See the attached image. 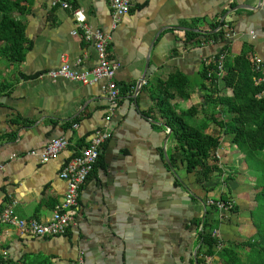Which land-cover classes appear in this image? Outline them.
<instances>
[{
	"label": "crops",
	"instance_id": "crops-1",
	"mask_svg": "<svg viewBox=\"0 0 264 264\" xmlns=\"http://www.w3.org/2000/svg\"><path fill=\"white\" fill-rule=\"evenodd\" d=\"M69 1L71 7L64 8L54 0H31L32 7L23 16L28 39L25 58L11 62L0 53L2 254L34 264H224L218 253H203L200 228L205 219L212 223L218 219L219 225L208 229L214 236L217 231L222 240L241 241L253 235L257 230L251 213L257 205L251 191L254 182H241L240 175L229 181L238 210L229 209L222 217L211 200L221 198L224 186L210 180L206 184L216 187L207 191L197 180L198 173L186 169L155 101L164 97L161 84L180 73L194 88L190 87L189 97L173 91L170 103L179 110L203 104L208 89L200 88V71L225 43H230L225 50L228 59L251 44L252 55L263 60L264 78V0H133L129 13L120 16L111 0ZM75 9L84 10L93 30L109 36L108 57L119 64L116 81L122 93L115 106L106 78L83 82L43 74L65 62L78 71L99 63L94 44L81 31L73 33ZM220 29L230 32V39L206 40L205 34ZM231 93L223 87L220 94ZM208 115L200 107L195 118ZM104 128L111 136L81 189L77 220L66 234L34 237L2 221L6 207H12L19 218L48 220L64 201L67 181L60 176L64 164ZM61 136L69 145L49 161L28 155ZM222 140L221 164L242 163L245 153L229 136ZM166 154L176 161L170 159V164ZM107 180L113 185L105 216L118 220L110 229L93 218L101 207L92 206L99 182Z\"/></svg>",
	"mask_w": 264,
	"mask_h": 264
},
{
	"label": "trees",
	"instance_id": "trees-1",
	"mask_svg": "<svg viewBox=\"0 0 264 264\" xmlns=\"http://www.w3.org/2000/svg\"><path fill=\"white\" fill-rule=\"evenodd\" d=\"M31 7V0H0V53L11 62H21L25 58L28 39L23 16ZM204 36L206 40L213 37L215 41L224 42L227 32L220 29ZM229 48L230 43H225L221 51ZM252 54V45L246 43L239 54L230 59L226 57L221 77L218 74L217 63L220 52L215 55L214 60L203 65L200 71L202 79L200 88L205 87L209 91L200 106L192 105L190 108L179 110L177 105L170 103L169 100L174 98L173 91L179 96L181 94L183 97H189L190 87L194 88L193 82L191 84L189 78L183 74H171L159 87L164 97L156 98L155 106L161 111L167 126L172 130L176 142L175 151L180 154L189 172L198 173L197 180L207 191L214 190V185H207L206 182L215 178V175L225 173L226 170L220 165L216 155L222 144L223 135L229 136L230 142L245 153L249 166L251 158L259 157L264 150V96L260 95L264 90V82L259 84L256 82L257 77L263 76V71L256 69ZM2 86L0 83V93L4 91ZM223 87L230 88L232 93L220 94ZM200 107L209 115L206 119L196 120ZM224 113H228L229 116H224ZM211 125H214L212 131ZM170 159L176 161L173 157ZM261 170L256 169V183L253 186L257 204L251 212L257 228L255 234L243 241L222 240L208 229L211 224L218 226L220 220L213 219L215 222L212 223L205 219L199 236L205 255L213 256L218 253L224 264H264V173ZM233 178L234 174H227L224 181L226 186L219 200L225 202L230 210L237 212L238 206L232 202V188L229 185ZM215 207L219 211L217 205ZM219 244L222 246L218 249ZM198 261L201 263L200 259ZM0 264L34 263L15 262L5 257L0 249Z\"/></svg>",
	"mask_w": 264,
	"mask_h": 264
},
{
	"label": "built area",
	"instance_id": "built-area-1",
	"mask_svg": "<svg viewBox=\"0 0 264 264\" xmlns=\"http://www.w3.org/2000/svg\"><path fill=\"white\" fill-rule=\"evenodd\" d=\"M64 8L71 7L69 0H54ZM133 4V0H111V6L114 13L118 16L129 13ZM77 28L73 31L74 34L80 31L83 37L92 42L99 54V63L93 67L85 70L78 71L73 69L68 63L62 64L58 68L49 69L45 73L53 78L66 77L73 80H80L89 82L91 80H99L106 78L107 90L111 105L115 106L117 101L121 98L122 93L116 81V71L119 67L117 62L111 61L108 57L109 36L101 30H93L87 22V17L82 9L73 10ZM227 36H232L227 32ZM254 36V34H253ZM255 62L256 69L261 71L263 69V60L259 56H252ZM226 58V51H220V57L217 59L219 76H223L224 63ZM212 61L209 60L208 63ZM42 74V75H43ZM256 82L263 83V76L257 77ZM264 96V90L260 93ZM111 136V132L107 129H98L94 137L90 140L89 144L73 154L70 159L64 164L60 171V176L67 181V190L65 193L64 201L58 205L53 211L52 216L46 220L41 221L37 218L23 219L16 216L12 207H6L1 212V219L3 222L10 223L16 226L22 234H29L34 237H49L56 235L66 234L71 226L76 223L77 215L79 212V196L82 187L87 182L94 165L102 151L103 143ZM69 145V140L65 136L53 138L43 148H35L28 152V155L39 158L42 162H47L54 156L58 155L63 149ZM217 156L219 152L217 151ZM4 168V164L0 163V170ZM211 203L217 205L221 216L223 217L226 210L229 208L222 200H211ZM202 227V225H201ZM202 228H200V231ZM218 236V232H214ZM222 246V244H219Z\"/></svg>",
	"mask_w": 264,
	"mask_h": 264
},
{
	"label": "rangeland",
	"instance_id": "rangeland-1",
	"mask_svg": "<svg viewBox=\"0 0 264 264\" xmlns=\"http://www.w3.org/2000/svg\"><path fill=\"white\" fill-rule=\"evenodd\" d=\"M227 37L229 38L230 36H227ZM199 79L201 81L200 77H199ZM220 82H222V79H221ZM217 151H216V155H217ZM217 157L219 158V160H221L220 156H217ZM240 161L241 160H239L237 162H240ZM220 165L223 166L226 169L225 173H223L221 175H217V176L215 175V178L212 179L214 181L216 180L215 182H216V185L218 187H222V186L225 187V182L224 181H225V179L227 177V174L230 172V169H231V173L234 174V176L236 175V177H238L240 175V179H242L241 182H243V179H247L249 182L253 181L254 182L253 185H255L256 176H257L256 169H260V170L262 169L261 171H262V173H264V150L262 151V153L260 154L259 157H252L251 158V162H250V166L251 167L249 166V163H248L247 159H244V161L242 163H234V165L228 164L227 161H223V163L221 164V161H220ZM241 174H243L244 176H242ZM216 185L213 186L214 189H215ZM219 185H222V186H219ZM230 186L232 187L233 185L230 183ZM232 189H234V188L232 187ZM251 191L253 192V190H251ZM253 194H254V192H253ZM233 204H234V202H233ZM254 224H255V222H254ZM250 236H251V234L246 236V237L249 238Z\"/></svg>",
	"mask_w": 264,
	"mask_h": 264
},
{
	"label": "water",
	"instance_id": "water-1",
	"mask_svg": "<svg viewBox=\"0 0 264 264\" xmlns=\"http://www.w3.org/2000/svg\"><path fill=\"white\" fill-rule=\"evenodd\" d=\"M146 72H147V69H145V72L143 76L141 77V84L146 79ZM140 87L141 85L137 88L138 91H140ZM163 125L166 126L167 123H163ZM171 133H172V130L171 128H169L168 137H170ZM166 158L168 162L171 164L168 154H166ZM172 170L174 171V169ZM99 185H100L99 192L97 193L96 198L94 199V202L92 203V206H96L97 210L99 207L101 208H100V213L95 215L93 218H96L97 220H101L103 222L102 227H104L105 229H110L111 228L110 225L116 227L118 223L117 218L115 219L113 216H110V217L105 216L107 213V210H109V193L111 192L110 187L113 185V181L111 182V180H107L106 182H99Z\"/></svg>",
	"mask_w": 264,
	"mask_h": 264
}]
</instances>
